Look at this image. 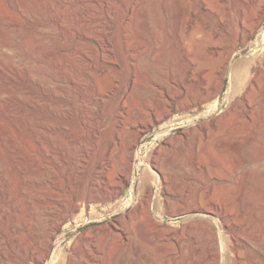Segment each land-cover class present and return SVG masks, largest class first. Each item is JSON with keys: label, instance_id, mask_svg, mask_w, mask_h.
<instances>
[{"label": "rangeland", "instance_id": "rangeland-1", "mask_svg": "<svg viewBox=\"0 0 264 264\" xmlns=\"http://www.w3.org/2000/svg\"><path fill=\"white\" fill-rule=\"evenodd\" d=\"M66 1L53 6V14L63 19L61 27L46 11L37 22L19 11L20 6L34 10V0H0V64L6 67L4 82L0 79V127L12 128L7 117L13 114L22 122L14 134L19 132L15 136L23 144L53 148L47 160L34 152L33 176L40 182L24 192L0 154V264H34L26 255L50 241L48 230L62 216L52 258L39 264H193L204 258V264H216L215 238L223 249L221 264H264V21L253 25L264 0H187L193 10L181 42L190 50L187 59L178 44L182 29L172 17L153 13L151 0H126L136 11L125 29L131 36L142 33L134 60L126 58L118 41L120 2L101 0L110 7V23L101 4L86 21L69 22L68 15L80 13L86 1ZM67 26L108 31L116 55L104 52V60L99 59L102 38L65 37ZM78 46L89 61L74 53ZM48 80L60 81L65 93L37 97L41 82ZM111 80L117 91L99 102L89 97L91 86L102 91ZM125 80L134 83L131 89L121 85ZM80 89L88 99L79 97ZM123 93L125 106L117 121ZM159 99L172 106L141 131L140 113L148 104L158 108ZM79 115H86L88 123L80 124ZM136 134L135 160L122 183ZM98 155L106 164L108 185L94 191L89 176ZM45 173L56 183L52 219L36 201ZM122 214L126 218L117 219ZM241 230L237 241L234 234Z\"/></svg>", "mask_w": 264, "mask_h": 264}, {"label": "bare ground", "instance_id": "bare-ground-1", "mask_svg": "<svg viewBox=\"0 0 264 264\" xmlns=\"http://www.w3.org/2000/svg\"><path fill=\"white\" fill-rule=\"evenodd\" d=\"M34 1H35V3H33V4H35V6H33V7H35V9L34 10L32 9L33 10V11L31 10L32 12L31 11L28 12L27 11L28 9H26V10L22 9V7L25 6V5L22 4L23 1L22 2L19 1V4L21 3L23 5L22 7L18 6L19 9H20L19 11L22 10L24 16H26L27 18L34 19L36 22L38 20L37 17L40 15V13L46 11L47 12L46 13L47 16H48V13H50L49 15L52 17V19L56 20V21H59L60 22L59 26H61V23L63 22V19H61V17H59V15H57V13L53 14V11H54V7L53 6L55 4V5H58L57 8H59L60 5L61 6L64 5V4L67 5L65 3L66 0H49L51 3H53V5H49L48 4L49 2L47 0L46 1L45 0H34ZM85 1H86V3L84 2L85 3V7L80 13H75V14H72L70 16L68 15V18L70 17V19H71L69 22H71L72 20H74L76 22L84 21L86 19V16L91 14V12L94 13V11H93L94 8L98 4H101L103 7H107V9H108L107 10L108 14L106 16L104 15L105 18H106L105 21L107 20V22L112 23V19L110 17V14H111L110 9H109L110 7H108V4L105 1H101V0H85ZM117 1H118V3L120 2V4H121L120 6H123L122 9L124 10V12L122 14V17L120 18V20L116 24V28L118 29V36H119V39H120L118 41L121 42V44L123 46L124 52L126 54V58L130 59V60H134L133 58L136 57V55L138 54V51L140 50L141 46L143 45V41H142V39L139 36V35H142V33H137V34L131 36L126 31L125 26L128 23L129 18L134 15V12L136 11L135 10L136 8L134 7L135 5L133 6L131 3H129V1H126V0H117ZM242 1H243V3L247 2L246 0H242ZM150 2H152L151 3L152 4L151 8L153 9V13L156 12L158 14V16H159V14L161 16V13L165 12L170 17H172L174 23H177V24L180 25L182 31H181V36L178 39L179 49H180V52H181V56L184 57V59H187L190 56V50H188L185 47H183L181 42H182V38H183V27L185 25V21L188 18H191L192 15H193V10H192L191 6L187 3V0H151ZM12 3H13V1H12ZM252 3H254V2L251 1V4ZM23 8H26V6L23 7ZM22 12H21V14H22ZM145 12H147V11L145 10ZM149 13L151 14V12H149ZM42 14H44V13H42ZM146 15H147V13H146ZM143 16H144V13H143ZM254 16H255V19H254V24L253 25H254V28H255V27L259 26V24H261L264 21V6H260V4H259V6L257 7V12H256V14ZM69 22L67 20L66 23H69ZM7 23H8V21H7ZM146 23H149V22L146 21ZM9 24H11V22H9ZM143 24H144V22H143ZM6 25H8V24H6ZM66 25H68V24H66ZM85 25L88 26V27H92L93 26L91 21L85 22ZM145 25L146 24H144V26ZM150 25H153L152 22H151ZM2 27H6V26H2ZM61 27H63V26H61ZM94 28H96V27H94ZM144 28H145V31H147L148 28H146V27H144ZM143 29H141V30H143ZM62 30H64V29H62ZM1 31L2 30L0 29V33H1ZM64 31H65L64 33H62L63 31L61 32L62 34H64L63 36H65V34H66L68 36L70 35L72 38H79V39L85 40V41H88L92 37L93 38L96 37V35L100 36L102 38V40H101L102 41V51H98L97 57L99 59H103L104 60L105 57H103V56H105L106 53L107 54L115 53V55H116L117 51L114 52V47L115 46L112 43L113 41H112V38L110 36L111 33H109L108 31L106 32V30H100V29L99 30H95V29L92 30L91 29L92 33H88V32L78 31V30L74 29L72 26H69V27L67 26V28ZM149 31H151V28L149 29ZM0 36H2V35H0ZM249 36H251V34H249ZM71 37L69 39H71ZM39 44H41V42H38L37 44L35 43L34 47L37 45V47H35V48L38 49V47L41 48L43 46L42 44L41 45H39ZM73 51H74V53H77V54L79 53L80 56L83 57L86 61H89V57L87 55H85L84 53L80 52V47L79 46L78 47H74ZM104 52H105V55L103 54ZM199 52H200V49H197V50L194 51L193 55L197 56L199 54ZM48 53H50V52L48 51ZM140 53H141V51H140ZM50 55H51V53H50ZM101 71L102 70L99 69V72H101ZM5 73H6V67L2 66L0 64V79H1V82H4V80H2V78L4 79ZM49 77H50V79H52L51 76H47L48 79H49ZM38 81H40V80H38ZM70 81H72V80H69V82ZM44 82H47V81L44 80ZM44 82H41V89H40L39 93L37 94V97H39V98L41 97V99L42 98L44 99V97L47 98V99L48 98L55 99L56 98V96H55L56 94L58 95L59 93L66 91L65 89L63 90V86H62L61 82L58 81V80H48V83H46V84H44ZM72 82H74V81H72ZM121 85H124L126 87V90H129V89H131L133 87L134 83H132L130 80H125L124 82H122ZM49 86H51V88H48ZM0 87H1L0 89H2L3 86L0 85ZM91 87H93L92 88L93 90L91 92L92 94H90L89 97L92 100H95V101L99 102L101 99H103V100L105 99L104 97L107 95V93L117 91V88L119 86H118V84H116L115 80H111L109 82V84L106 86L105 90L97 91V89H95L94 86H91ZM159 87L162 88V89L164 88L162 84L159 85ZM6 90H7V88H6ZM78 91H79L78 92L79 93V97H84L85 98L83 90L80 89ZM62 95H64V94H62ZM124 96L125 95L123 93V95L121 96V98L119 100V103L116 105V110L117 111L115 113V116H116L117 121H119V117H120V115L122 113L121 111L123 110V108L125 106L124 105V100L125 99L122 101V98ZM85 99H88V98H85ZM44 100H46V99H44ZM159 101H160V103H159L158 108H155L151 104H148L147 108H146L147 112H145V113L143 112L142 114L140 113V117H139L140 120L137 123H139V127H140L139 129L141 131L146 130L148 128V126H149V123H153L154 121L160 120V118L163 116V113L165 114L167 112V109L170 106H172L168 99H164V100H160L159 99ZM53 102L55 103V101H53ZM5 113H6V111H5ZM59 113H61V112H59ZM64 113H66V112H64ZM147 115H149V119L146 118ZM42 117H43L42 120L46 121L47 118H45L44 115H42ZM7 118H9L10 126H12V128L10 127V129L7 128V130H6V129H2L0 127V154L3 156L4 165L6 166V168L8 170L7 172H9L8 175L12 174L14 176V179L19 183V185L21 187L20 188L21 192H24V190L27 189V186H29V185L35 186L38 182H40V180H38L39 177H34L33 176L34 175L33 173H34V170H35L34 169L35 162L33 160L34 152L35 153L37 152V153L41 154L46 159V158H48V153L50 151V148H52V146H51V144L46 143L47 145H44L45 143H43V144L37 145V147H33L34 149L32 147H31V149L28 148L29 146L27 147V145L23 144V142H21L15 136V135H17L19 133L17 130L16 131L18 133L14 134L15 128L16 127L19 128V126L22 125V122L19 121L20 118L18 120L16 118V116H14L13 114L9 115ZM78 119H79L78 121H80V124H82V125H85L86 123H88L86 115H79ZM45 121H43V122H45ZM42 125H44V124L42 123ZM46 125L42 126V127H44L43 129L44 130L45 129H47V130L50 129V126H46ZM93 133L96 134L97 130H93ZM20 136L22 137V135H20ZM115 137L119 138V135H116ZM137 138H138V136L136 134L134 136V138L129 142L130 158L127 161V163L125 164V174L120 178V181L122 183L125 181V179L129 175V172L131 171L132 163L135 160V152H136L135 151V147L137 145ZM108 151H110V147L106 146V148L104 149V152L107 153ZM97 152H99V151H97ZM87 153L84 152L83 153V157H86ZM37 167H39V166L37 165ZM37 167H35L36 170L38 169ZM100 167H101V169H99L100 171H97V168H100ZM105 170H106V164H103V162L101 160H99V155H98V157L96 156L94 161L91 163L90 176H89L90 177V181H91V185H92V189L94 191H100V189H105V187H107L108 184L106 182L107 179H106V176H105ZM41 176L43 178V181L38 186L39 190L37 192V197L36 196H34V197L37 198V199L36 198L35 199H36V201H38V203H39L38 205H40L41 211L43 210L42 212H44V214L48 218L52 219L53 217H55V214L52 213L51 209H52V205L54 203H56V194H55L56 183H55L54 178L52 177V175H50L48 173L47 174L46 173L42 174ZM120 188H118V190L116 192H119ZM145 188H146V190L148 192H151L150 185L146 184ZM32 196H33V194H32ZM75 207H77V205H75ZM191 209L194 210V211L198 210L197 208H191ZM133 210H134V208H132V210L129 213H131ZM199 211L204 212V213H209L208 210H199ZM124 215L123 214L122 215H118L117 219H120V220L125 219L126 218V214H124ZM63 219H64V216L60 217L56 221V223L52 224V226L49 228L48 231H49L50 241H48L47 243L43 244V246L41 248H38V247L32 248V250L28 252V255H26V256H29L30 260L34 264H39V263H41L43 261L51 260L54 248L57 246L56 241H55L53 236H54L56 228L59 226V224L62 222ZM148 231H149V229H147V227L144 228V230H142L143 234L145 233L146 235L149 234ZM33 236H35V235H33ZM33 236L32 237L30 236L31 237L30 239H33ZM156 237L159 239L161 237V235H157ZM234 237H235V239L237 241L241 240L243 238L242 230L238 231L237 233L235 232ZM215 239H216V243H215L214 257L216 258V264H221L220 260H221V256H222V253H223V249H222L221 245L219 244L218 238H215ZM31 241H33V240H31ZM0 242H1V240H0ZM108 248H109V246H108ZM18 258H15V260L16 259L18 260ZM19 260H21V259H19ZM205 261H206L205 258L204 259H199L198 261L193 262V264H204ZM10 262H11V260H10ZM8 263H9V261H8ZM107 263H109V262H107ZM9 264H12V262L9 263ZM17 264H18V261H17ZM22 264H27V263L24 260V262H22Z\"/></svg>", "mask_w": 264, "mask_h": 264}]
</instances>
